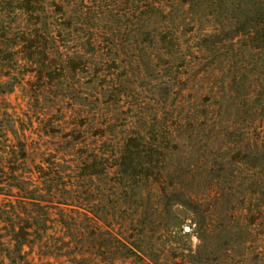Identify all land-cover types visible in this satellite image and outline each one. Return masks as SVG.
<instances>
[{"label":"rangeland","instance_id":"rangeland-1","mask_svg":"<svg viewBox=\"0 0 264 264\" xmlns=\"http://www.w3.org/2000/svg\"><path fill=\"white\" fill-rule=\"evenodd\" d=\"M23 1L0 0V256L23 237L16 264H264V55L154 41L238 12ZM139 135L159 175L120 180Z\"/></svg>","mask_w":264,"mask_h":264},{"label":"trees","instance_id":"trees-1","mask_svg":"<svg viewBox=\"0 0 264 264\" xmlns=\"http://www.w3.org/2000/svg\"><path fill=\"white\" fill-rule=\"evenodd\" d=\"M236 1H239L237 7H234L235 0L231 4H228V0H145L147 9H157L156 13H152L163 17L170 14L167 12L168 4L172 5V7L177 6V8H181L184 12L198 8L202 12L203 17L210 16L211 14H208L209 11L215 7L221 9L228 8L229 10L234 9L238 12L237 15H239L236 19L237 21L235 20V22L227 25L229 29L225 34L226 36H223L225 30V24L223 23L222 25L216 24L213 32L211 29L197 27L194 24L195 31L187 42L181 41V38L175 39L164 34L159 35V38L156 36L154 41L162 44L163 50L173 47L182 49L184 45H187L191 50L196 51V53L207 51L210 48L222 49L223 45L229 41L231 45L237 46L242 51L257 52L260 55H264V0ZM27 3V0L23 1L21 9H27ZM236 38H239V42L235 44L234 40ZM262 67L264 68V65ZM209 113L211 114L212 112ZM206 115L209 114L207 113ZM139 136L138 138L129 137L119 147L117 155L114 156V167L117 168V175L120 180H149L155 177V175H159V172L155 174V171L158 169L159 163L165 160V154L159 149L157 138L153 136L152 139H147L146 137H141V135ZM20 240L13 239L11 241V245L15 242L16 246L14 245L15 247L13 248L10 246L9 250H7L8 254L0 256V263H17L15 253H22L24 251L27 239H24L21 243Z\"/></svg>","mask_w":264,"mask_h":264},{"label":"water","instance_id":"water-1","mask_svg":"<svg viewBox=\"0 0 264 264\" xmlns=\"http://www.w3.org/2000/svg\"><path fill=\"white\" fill-rule=\"evenodd\" d=\"M191 229L189 227H186V231L189 232Z\"/></svg>","mask_w":264,"mask_h":264}]
</instances>
